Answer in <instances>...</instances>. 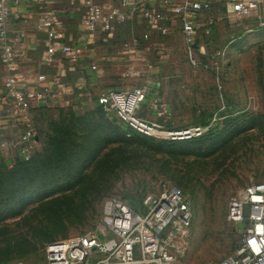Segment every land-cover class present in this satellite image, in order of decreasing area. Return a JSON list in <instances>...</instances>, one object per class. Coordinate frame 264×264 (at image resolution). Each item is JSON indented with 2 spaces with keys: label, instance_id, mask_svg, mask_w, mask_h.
I'll use <instances>...</instances> for the list:
<instances>
[{
  "label": "rangeland",
  "instance_id": "374dc122",
  "mask_svg": "<svg viewBox=\"0 0 264 264\" xmlns=\"http://www.w3.org/2000/svg\"><path fill=\"white\" fill-rule=\"evenodd\" d=\"M217 5L192 54L177 25L124 66L134 74L128 88H149L141 116L165 129L201 127L203 136L127 137L113 111L89 102L29 112L38 140L28 162L0 146V264L43 263L51 241L94 231L114 197L143 211L148 196L170 188L192 198L194 213L174 264H213L237 249L244 228L228 220L229 199L264 182V10L261 21L237 25ZM21 129L12 122L0 140Z\"/></svg>",
  "mask_w": 264,
  "mask_h": 264
},
{
  "label": "built area",
  "instance_id": "2783aa9c",
  "mask_svg": "<svg viewBox=\"0 0 264 264\" xmlns=\"http://www.w3.org/2000/svg\"><path fill=\"white\" fill-rule=\"evenodd\" d=\"M20 0H0V48L2 61L8 64L14 58V48L8 35L10 3ZM37 1V0H36ZM39 1V0H38ZM50 0H43L48 4ZM228 12L237 25L264 10V0H227ZM215 0H120L107 12L95 0H87L86 21L93 33L102 28L115 31V24H125L129 12L137 16L146 29L142 38L151 41L155 34L168 35V22L179 21L186 51H195L199 30L209 32V22L201 24L203 15L213 8ZM131 9H127V8ZM55 17L48 11L42 27L48 32L50 44L46 62L53 61L56 52ZM264 26V20L261 21ZM150 44V43H149ZM64 52L70 46L63 45ZM96 65H93V69ZM44 76H40L43 79ZM6 94L16 113V123L21 125L17 140L2 143L6 149H15L20 160H30L37 143V134L29 122V112L46 108L49 104L41 93L24 87L14 75L4 81ZM147 85L126 89H108L96 98L97 105L113 111L127 126V136L132 133L163 138L183 139L202 134V128L171 130L158 122L144 118L140 110L147 100ZM192 198L176 188L164 190L160 196H148L145 209L137 211L120 197H114L105 206L102 220L92 232L77 234L52 241L46 245L45 261L39 264H174L178 256V239L193 221ZM227 218L241 224L244 237L237 249L213 264H264V182H254L236 191L229 199ZM16 264H26L19 262Z\"/></svg>",
  "mask_w": 264,
  "mask_h": 264
},
{
  "label": "crops",
  "instance_id": "0c3cea01",
  "mask_svg": "<svg viewBox=\"0 0 264 264\" xmlns=\"http://www.w3.org/2000/svg\"><path fill=\"white\" fill-rule=\"evenodd\" d=\"M95 2L107 12L120 0ZM218 3L228 9L227 0H215L213 8ZM86 5L87 0H50L48 4L43 0H20L17 4H9L8 35L14 48V58L5 64L0 48V138L4 136L1 128L7 125L10 128V124L16 122V109L4 87L8 75H14L27 89L41 93L49 104L47 107L96 102L104 90L128 88L125 80L134 75L130 72L134 62L148 55L153 39L158 35H153L150 42L144 41L142 35L146 29L131 12L127 23L115 24L114 32L108 33L100 28L92 33L87 26ZM48 11L55 17L53 28L57 47L50 63L46 62L50 41L47 30L42 27ZM205 14L200 22L202 25L213 22L212 18L204 19ZM167 25L171 33L179 21L168 22ZM63 45L70 46V51L64 52ZM93 65H96L95 69ZM124 66L130 70H124ZM42 75L44 78L40 79ZM19 135L14 136V132L9 130L8 139L14 142ZM0 142L8 143V140ZM3 152L12 158L16 156L15 149L3 147Z\"/></svg>",
  "mask_w": 264,
  "mask_h": 264
},
{
  "label": "trees",
  "instance_id": "16d2710c",
  "mask_svg": "<svg viewBox=\"0 0 264 264\" xmlns=\"http://www.w3.org/2000/svg\"><path fill=\"white\" fill-rule=\"evenodd\" d=\"M98 106H99V105H98ZM100 107H101V106H100ZM101 108H102V107H101ZM125 126H126V125H125ZM126 128H127V126H126ZM127 133H128V128H127L126 136H127ZM133 134H135V133H132V135H133ZM137 134H138V133H137ZM132 135H131V136H132ZM203 135H204V134L202 133L201 135H198V136H192L190 139H193V138L195 139V138L201 137V136H203ZM131 136H130V137H131ZM143 136H144V135H143ZM127 137H128V136H127ZM170 140H171V139H170ZM172 141H174V140H172ZM18 159H19V158H18ZM19 160H20V159H19ZM28 161H30V160H27V161L20 160V162H28ZM53 241H55V240H53ZM51 242H52V241H51Z\"/></svg>",
  "mask_w": 264,
  "mask_h": 264
},
{
  "label": "water",
  "instance_id": "95a60500",
  "mask_svg": "<svg viewBox=\"0 0 264 264\" xmlns=\"http://www.w3.org/2000/svg\"><path fill=\"white\" fill-rule=\"evenodd\" d=\"M37 139H38V137H37Z\"/></svg>",
  "mask_w": 264,
  "mask_h": 264
}]
</instances>
